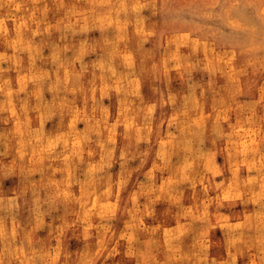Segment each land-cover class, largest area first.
<instances>
[{
	"label": "rangeland",
	"instance_id": "1",
	"mask_svg": "<svg viewBox=\"0 0 264 264\" xmlns=\"http://www.w3.org/2000/svg\"><path fill=\"white\" fill-rule=\"evenodd\" d=\"M0 4V182L23 172L35 187L6 198L2 264H65L78 248V264H264V0ZM218 197L228 218L212 216L205 247ZM107 216L110 238L93 227L77 243Z\"/></svg>",
	"mask_w": 264,
	"mask_h": 264
},
{
	"label": "clouds",
	"instance_id": "2",
	"mask_svg": "<svg viewBox=\"0 0 264 264\" xmlns=\"http://www.w3.org/2000/svg\"><path fill=\"white\" fill-rule=\"evenodd\" d=\"M0 7H2V4H0ZM5 178H7V177H5ZM93 183H94V181H93ZM110 187H109L108 193H107L109 195L111 194ZM30 191L35 192V187H34L33 181L31 180L30 176L26 175L23 172L19 174L17 181L14 184V186L9 188V189H5L3 187L2 182H0V212H3L5 210L4 205L6 203V198H8L7 203L14 205L18 199H22V198L26 199L27 194ZM233 198L235 199V194H234ZM217 200L219 201V203L217 204V211L215 212V214L206 213V215L203 217V219L205 221V227H204V231H203L204 246L205 247L208 246V233L214 227V225L211 223L212 216L215 215L218 222L221 220L226 222L227 218H228V214H224L220 211L221 208L225 207V205L223 203V198L218 197ZM205 201H206L205 209H207L209 201H208V197L206 194H205ZM111 207L114 209L116 207V205L113 204ZM232 207H235V205L233 204ZM231 214L239 215V214H235V213H231ZM112 219H113L112 216L102 217L101 218V220H102L101 225H92L90 222H86L85 227L88 228L89 231L85 232L83 234L82 238H77V243L82 244L85 248L89 247L92 244V240H93V237L91 236V232H90V230L93 227H96L98 233H100V235L98 237V242L103 241L105 237L110 238L109 234L111 233L112 229L108 228L107 231H104V227H105L104 221L105 220L111 221ZM69 227H74V225L66 224L64 226V228L62 229V231H66L67 228H69ZM3 235H4L3 218H0V239L3 238ZM9 235H10V238L15 239L14 236H11V234H9ZM79 252H80L79 248L74 250L73 252H67L65 264H78V261L69 260L68 257H71L72 255H75ZM0 264H2V261H0Z\"/></svg>",
	"mask_w": 264,
	"mask_h": 264
},
{
	"label": "bare ground",
	"instance_id": "3",
	"mask_svg": "<svg viewBox=\"0 0 264 264\" xmlns=\"http://www.w3.org/2000/svg\"><path fill=\"white\" fill-rule=\"evenodd\" d=\"M40 1H41V0H40ZM73 1H74V0H73ZM166 1H167V0H166ZM173 1H174V0H173ZM153 2H154V1H153ZM54 3H56V2H54ZM74 3H75V2H74ZM154 4H155V3H154ZM171 4H172V3H171ZM92 5H93V4H92ZM160 5H161V3H160ZM163 5H164V3H163ZM172 5H173V4H172ZM181 5H182V4H180V6H181ZM153 6H154V5H153ZM153 6H152V8H153ZM158 6H159V5H158ZM174 6H175V5H173V7H174ZM56 7H59V6H56ZM90 7H91V5H90ZM163 7H165V6H163ZM184 7H185V6H184ZM93 8H94V7H93ZM93 8H91V9H93ZM115 8H116V7H115ZM169 8H170V7H169ZM44 9H45V8H44ZM44 9H43V10H44ZM56 9H57V8H56ZM83 9H84V7H83ZM164 9H165V8H164ZM174 9H175V8H174ZM77 10H78V9H77ZM89 10H90V9H89ZM93 10H94V9H93ZM93 10H92V11H93ZM156 10H157V9H156ZM158 10H160V9H158ZM166 10H167V9H166ZM171 10H172V9H171ZM40 11H41V10H40ZM44 11L46 12V10H44ZM44 11H41V12H44ZM56 11H57V10H56ZM83 11H84V10H83ZM83 11H82V12H83ZM90 11H91V10H90ZM92 11H91V12H92ZM86 12H87V11H86ZM91 12H90V13H91ZM154 12H155V11H154ZM90 13H89V14H90ZM151 13H152V11H151ZM158 13H159V12H158ZM158 13H157V14H158ZM74 14H75V13H74ZM76 14H77V12H76ZM107 15H108V14H107ZM114 15H116V14H114ZM65 16H66V15H65ZM102 16H103V15H102ZM120 16H121V15H120ZM152 16H153V15H152ZM67 17H68V16H67ZM69 17H71V16H69ZM72 17H73V16H72ZM95 17H96V16H95ZM114 17H115V16H114ZM65 18H66V17H65ZM104 18H105V17H104ZM118 18H119V17H118ZM126 18H127V17H126ZM56 19H57V18H56ZM90 19H92V18H90ZM110 19H111V18H110ZM51 20H52V18H51ZM63 20H64V19H63ZM80 20H81V19H80ZM97 20H100V19L97 18ZM115 20H117V19H115ZM118 20H119V19H118ZM125 20H126V19H125ZM144 20H145V19H144ZM54 21H55V20H54ZM57 21H58V20H57ZM100 21H101V20H100ZM157 21H158V20H157ZM171 21H172V20H171ZM22 22H24V21L22 20ZM110 22H111V21H110ZM118 22H119V21H118ZM169 22H170V21H169ZM172 22H173V21H172ZM57 23H58V22H57ZM85 23H86V22H85ZM99 23H100V22H99ZM106 23H107V22H106ZM14 24H15V23H14ZM51 24H52V23H51ZM97 24H98V23H97ZM100 24H101V23H100ZM109 24H110V23H109V21H108V25H109ZM8 25H9V24H8ZM18 25H19V24H18ZM76 25H77V24H76ZM30 26H31V25H30ZM41 26H42V25H41ZM45 26H46V25H45ZM123 26H124V25H123ZM72 27H73V26H72ZM79 27H81V26H79ZM99 27H101V26L99 25ZM105 27H106V26H105ZM105 27H104V28H105ZM18 28H19V27H18ZM32 28H33V27H32ZM101 28H103V27H101ZM87 29H88V28H87ZM105 29H106V28H105ZM118 29H119V28H118ZM43 30H44V29H43ZM43 30H42V31H43ZM56 30H57V29H56ZM63 30H64V29H63ZM157 30H158V29H157ZM66 31H67V30H66ZM72 31H73V30H72ZM75 31H77V30H75ZM46 32H47V31H46ZM139 32H142V31L139 30ZM75 33H76V32H75ZM135 33H136V32H135ZM137 33H138V32H137ZM66 34H67V33H66ZM73 34H74V32H73ZM70 35H71V34H70ZM166 35H167V34H166ZM71 36H72V35H71ZM154 36H155V35H154ZM154 36H153V37H154ZM173 36H174V35H173ZM64 37H66V35H64ZM94 37H95V36H94ZM126 37H127V36H126ZM78 39H79V38H78ZM117 40H118V39H117ZM176 40H177V39H176ZM79 41H80V40H79ZM51 42H52V41H51ZM93 44H94V41H93ZM46 45H47V44H46ZM84 45H86V44H84ZM94 45H95V44H94ZM141 45H142V44H141ZM190 45H191V44H190ZM92 46H93V45H92ZM124 46H125V45H124ZM84 47H85V46H84ZM102 47H103V46H102ZM53 48H54V47H52V49H53ZM81 48H82V47H81ZM139 48H140V47H139ZM26 49H27V48H26ZM39 49H40V47H39ZM64 49H65V48H64ZM83 49H85V48H83ZM115 49H116V48H115ZM149 49H150V48H149ZM32 50H33V49H32ZM57 50H58V49H57ZM65 50H66V49H65ZM130 50H131V49H130ZM136 50H137V49H136ZM153 50H154V48H153ZM30 51H31V50H30ZM82 51H83V50H82ZM102 51H103V50H102ZM149 51H150V50H149ZM63 52H64V51H63ZM93 52H94V51H93ZM107 52H108V50H107ZM38 53H39V52H38ZM110 53H111V52H110ZM131 53H132V52H131ZM131 53H130V54H131ZM24 54H25V53H24ZM34 54H35V53H34ZM34 54H33V55H34ZM127 54H128V52H127ZM135 54H136V53H135ZM148 54H149V53H148ZM38 55H40V54H38ZM68 55H69V54H68ZM150 55H151V54H150ZM40 56H42V55H40ZM99 56H100V55H99ZM131 56H132V55H131ZM24 57H25V56H24ZM128 57H129V56H128ZM33 58H34V57H33ZM35 58H36V56H35ZM39 58H40V57H38V59H39ZM56 58H57V57H56ZM75 58H76V57H75ZM100 58H102V57H100ZM38 59H36V60L38 61ZM95 59H96V58H95ZM156 59H157V58H156ZM25 60H26V59H25ZM25 60H24V61H25ZM65 60H66V59H65ZM184 60H185V59H184ZM66 61H68V60H66ZM72 61H73V60H72ZM98 61H99V60H98ZM102 61H103V60H102ZM105 61H106V60H105ZM69 62H70V61H69ZM92 62H93V61H92ZM96 62H97V61H96ZM64 63H65V62H64ZM64 63H63V64H64ZM67 63H68V62H67ZM106 63H107V62H106ZM65 64H66V63H65ZM70 64H71V62H70ZM93 64H94V63H93ZM95 64H96V63H95ZM131 64H132V63H131ZM38 65H39V64H38ZM38 65H36V66H38ZM88 65H89V64H88ZM90 65H91V64H90ZM103 66H104V65H103ZM127 66H128V65H127ZM55 67H58V66H55ZM62 67H63V66H62ZM106 67H107V66H106ZM166 67H167V66H166ZM41 68H42V67H41ZM46 68H47V67H46ZM93 69H94V68H93ZM61 70H62V69H61ZM83 70H84V68H83ZM42 72H44V70H43ZM54 73H55V72H54ZM44 75H45V74H44ZM55 75H56V73H55L53 76H55ZM91 75H92V74H91ZM99 75H100V72H99ZM101 75H102V74H101ZM111 75H112V74H111ZM105 76H106V75H105ZM109 76H110V75H109ZM55 77H56V76H55ZM92 77H93V75H92ZM94 77H95V76H94ZM64 78H65V76H64ZM101 78H103V77H101ZM44 79H45V78H44ZM107 79H108V78H107ZM37 80H38V79H36V81H37ZM55 80H57V79H55ZM33 81L36 82L35 80H33ZM80 81H81V80H80ZM103 81H104V80H103ZM105 81H106V80H105ZM37 82L39 83L40 81H37ZM101 82H102V81H101ZM51 83H52V82H51ZM55 83H56V82H55ZM55 83H53V85H54ZM105 83H106V82H105ZM136 83H137V82H136ZM131 84H133V82H131ZM62 85H63V84H62ZM62 85H61V86H62ZM105 85H107V84H105ZM42 86H43V83H42ZM51 86H52V85H51ZM51 86H50V87H51ZM64 86H66V85H64ZM100 86H101V85H100ZM116 86H117V85H116ZM131 86H132V85H131ZM137 86H138V85H137ZM48 87H49V86H48ZM106 87H107V86H106ZM106 87H105V88H106ZM166 87H167V85H166ZM63 88H64V87H63ZM100 88H101V87H100ZM42 89H43V88H42ZM69 89H70V88H69ZM102 89H103V88H102ZM124 89H125V88H124ZM138 89H139V88H137V90H138ZM47 90H49V89H47ZM52 90H53V89H52ZM56 90H57V89H56ZM73 90H74V89H73ZM99 90H100V89H99ZM105 90H106V89H105ZM70 91H71V90H70ZM92 91H93V90H92ZM100 91H103V90H100ZM118 91H119V90H118ZM138 91H139V90H138ZM140 91H141V90H140ZM166 91H167V90H166ZM41 92H42V90H41ZM58 92H59V91H58ZM72 92H73V91H72ZM116 92H117V91H116ZM49 93H50V92H49ZM54 93H55V92H54ZM59 93H60V92H59ZM99 93H101V92H99ZM122 93H123V92H122ZM128 93H129V92H128ZM165 93H166V92H165ZM50 94H51V93H50ZM74 94H75V93H74ZM83 94H84V93H83ZM106 94H107V92H106ZM115 94H116V93H115ZM138 94H139V92H138ZM43 95H44V94H43ZM60 95H61V94H60ZM107 95H108V94H107ZM112 95H113V94H112ZM122 95H124V94H122ZM74 96H75V95H74ZM84 96H85V95H84ZM100 96H101V95H100ZM161 96H162V95H161ZM42 97H43V96H42ZM56 97H57V96H56ZM94 97H95V95H94ZM103 97H104V96H103ZM121 97H122V96H121ZM154 97H155V96H154ZM168 97H170V96H168ZM37 98H38V97H37ZM58 98H59V97H58ZM63 98H64V97H63ZM71 98H72V96H71ZM122 98H123V97H122ZM170 98H171V97H170ZM41 99H42V98H41ZM43 99H44V97H43ZM45 99H46V98H45ZM64 99H65V98H64ZM37 100H38V99H37ZM52 100H53V98H52ZM52 100H51V101H52ZM58 100H59V99H58ZM167 100H168V99H167ZM72 101H73V100H72ZM147 101H148V100H147ZM169 101H170V100H169ZM55 102H56V101H55ZM59 102H60V101H59ZM64 102H65V101H64ZM74 102H75V101H74ZM77 102H78V100H77ZM83 103H84V102H83ZM99 103H100V101H99ZM110 103H111V102H110ZM131 103H132V102H131ZM42 104H43V103H42ZM42 104H41V105H42ZM64 104H65V103H64ZM164 104H165V103H164ZM43 105H44V104H43ZM100 105H101V103H100ZM150 105H151V104H150ZM52 106H53V105H52ZM74 106H75V105H74ZM82 106H83V105H82ZM54 107H55V106H54ZM54 107H52V108H54ZM111 107H112V106H111ZM83 108H84V107H83ZM104 108H105V107H104ZM117 108H118V107H117ZM146 108H147V107H146ZM85 109H86V108H85ZM89 109H90V108H89ZM96 109H97V108H96ZM100 109H101V108H100ZM74 110H75V109H74ZM98 110H99V109H98ZM109 110H110V109H109ZM76 111H77V109H76ZM82 111H84V110H82ZM113 111H114V110H113ZM149 111H151V110H149ZM38 112H40V111H38ZM56 112H57V111H56ZM87 113H88V112H87ZM101 113H102V111H101ZM85 114H86V113H85ZM105 114H106V113H105ZM105 114H104V115H105ZM42 115H43V114H42ZM42 115H41V116H42ZM28 116H29V115H28ZM50 116H51V115H50ZM75 116H77V115H75ZM113 116H114V115H113ZM38 117H40V116H38ZM55 117H56V116H55ZM85 117H86V116H85ZM143 117H144V116H143ZM59 118H60V117H59ZM77 118H78V117H77ZM88 118H89V117H88ZM109 118H110V117H109ZM144 118H145V117H144ZM148 118H150V117H148ZM151 118H152V117H151ZM151 118H150V119H151ZM53 119H54V117H53ZM75 119H76V118H75ZM86 119H87V118H86ZM99 119H100V118H99ZM80 120H81V119H80ZM93 120H94V119H93ZM96 120H97V119H96ZM104 120H105V119H104ZM129 120H130V119H129ZM167 120H168V119H167ZM175 120H176V119H175ZM63 121H64V120H63ZM105 121H106V120H105ZM105 121H104V122H105ZM163 121H164V120H163ZM168 121H169V120H168ZM172 121H173V120H172ZM25 122H26V121H25ZM56 122H57V121H56ZM84 122H85V121H84ZM194 122H195V121H194ZM98 123H99V122H98ZM114 123L116 124V122H114ZM114 123H113V124H114ZM150 123H151V121H150ZM154 123H155V122H154ZM167 123H168V122H167ZM169 123H171V122H169ZM173 123H174V122H173ZM58 124H59V122H58ZM96 124H97V123H96ZM113 124H112V125H113ZM124 124H125V123H124ZM85 125H86V124H85ZM87 125H88V124H87ZM57 126H58V125H57ZM83 126H84V125H83ZM96 126H97V125H96ZM108 126H109V125H108ZM113 126H114V125H113ZM125 126H127V125H125ZM130 126H131V125H130ZM146 126H147V125H146ZM174 126H175V125H174ZM28 127H29V126H28ZM93 127H94V123H93ZM159 127H160V126H159ZM172 127H173V126H172ZM24 128H25V127H24ZM26 128H27V127H26ZM89 128H91V127H89ZM89 128H88V129H89ZM98 128H99V127H98ZM111 128H112V127H111ZM124 128H125V127H124ZM136 128H137V127H136ZM30 129H31V128H30ZM54 129H55V128H54ZM58 129H59V128H58ZM67 129H68V128H67ZM88 129L85 130V131H86V132L89 131ZM92 129H93V128H92ZM92 129H91V131H92ZM113 129H115V128H113ZM138 129H140V128H138ZM15 130H16V129H15ZM25 130H26V129H25ZM37 130H39V129H37ZM37 130H36V131H37ZM75 130H76V129H75ZM80 130H81V129H80ZM82 130H84L83 127H82ZM125 130H126V128H125ZM125 130H124V131H125ZM140 130H141V129H140ZM178 130H179V129H178ZM181 130H182V129H181ZM60 131H61V128H60ZM76 131H77V130H76ZM112 131H113V130H112ZM22 132H24V131H22ZM31 132H32V131H31ZM38 132H39V131H38ZM43 132H44V131H43ZM63 132H64V131H63ZM65 132H66V131H65ZM67 132H68V131H67ZM170 132H171V131H170ZM172 132H173V131H172ZM179 132H180V131H179ZM35 133H36V132H35ZM41 133H42V132H41ZM57 133H58V132H57ZM57 133H56V134H57ZM61 133H62V132H61ZM90 133H91V132H90ZM98 133H99V132H98ZM147 133H148V132H147ZM173 133H174V132H173ZM36 134H37V133H36ZM85 134H86V133H85ZM91 134H92V133H91ZM140 134H141V133H140ZM140 134H139V135H140ZM25 135H26V134H25ZM69 135H70V133H69ZM74 135H75V134H74ZM29 136H31V135H29ZM38 136H40V135H38ZM88 136H89V135H88ZM170 136H171V135H170ZM173 136H174V135H173ZM24 137H25V136H24ZM44 137H45V136H44ZM76 137H77V136H76ZM18 138H19V137H18ZM55 138H56V137H55ZM69 138H70V137H69ZM78 138H79V137H78ZM88 138H89V137H88ZM103 138H104V137H103ZM27 139H28V138H27ZM43 139H44V138H43ZM43 139H42V140H43ZM59 139H60V138H59ZM61 139H62V137H61ZM79 139H80V138H79ZM191 139H192V138H191ZM42 140H41V141H42ZM62 140H63V139H62ZM152 140H153V139H152ZM176 140H177V139H176ZM182 140H183V139H182ZM22 141H23V140H22ZM101 141H102V140H101ZM192 141H193V140H192ZM29 142H30V141H29ZM34 142H35V141H34ZM61 142H63V141H61ZM80 142H81V141H80ZM82 142H85V141H82ZM160 142H161V141H160ZM162 142H163V141H162ZM177 142H179V141H177ZM73 143H74V142H73ZM102 143H103V142H102ZM180 143H181V142H180ZM183 143H184V142H183ZM22 144H23V143H22ZM22 144H21V145H22ZM25 144H26V143H25ZM25 144H23V145H25ZM36 144H37V143H36ZM61 144H62V143H61ZM114 144H115V143H114ZM161 144H164V143H161ZM174 144H175V143H174ZM177 144H178V143H177ZM34 145H35V144H34ZM38 145H39V144H38ZM67 145H68V144H66V146H67ZM72 145H73V144H72ZM62 146H64V145H62ZM158 146H159V145H158ZM163 146H164V145H163ZM163 146H162V147H163ZM177 146H178V145H177ZM36 147H37V146H36ZM36 147H35V148H36ZM100 147H101L100 149H102V146H101V145H100ZM186 147H187V146H186ZM22 148H23V147H22ZM25 148H26V147H25ZM25 148H24V149H25ZM29 148H30V147H29ZM35 148H34V149H35ZM42 148H43V147H42ZM42 148H40V149H42ZM66 148H67V147H66ZM150 148H151V147H150ZM156 148H157V147H156ZM159 148H160V147H158V149H159ZM164 148H165V146H164ZM174 148L176 149V147H174ZM31 149H32V148H31ZM61 149H62V148H61ZM106 149H107V148H106ZM160 149H162V148H160ZM192 149H193V148H192ZM194 149H195V148H194ZM85 150H86V149H85ZM162 150H163V149H162ZM18 151H19V150H18ZM18 151H16V152H18ZM32 151H33V150H31V152H32ZM43 151H44V150H43ZM110 151H112V150H110ZM165 151H166V150H165ZM35 152H36V150H35ZM35 152H34V153H35ZM106 152H107V151H106ZM158 152H159V150H158ZM0 153H1V152H0ZM20 153H21V152H20ZM52 153H53V152H52ZM60 153H61V152H60ZM113 153H114V152H113ZM146 153H147V151H146ZM155 153H156V152H155ZM1 154H2V153H1ZM32 154H33V153H32ZM105 154H106V153H105ZM120 154H121V153H120ZM138 154H139V153H138ZM152 154H153V153H152ZM162 154H164V153L162 152ZM168 154H169V153H168ZM179 154H180V153H179ZM60 155H61V154H60ZM159 155L161 156V154H159ZM169 155H170V154H169ZM169 155H168V156H169ZM212 155H213V154H212ZM40 156H41V155H40ZM40 156H39V157H40ZM64 156H65V155H64ZM151 156H152V155H151ZM156 156H158V154H156ZM160 156H159V158L162 157V156H161V157H160ZM181 156H182V155H181ZM18 157H19V156H18ZM18 157H17V158H18ZM28 157H29V156H28ZM28 157H27V158H28ZM49 158H50V157H49ZM51 158H52V157H51ZM100 158H101V157H100ZM144 158H145V157H144ZM168 158H169V157H168ZM188 158H189V157H188ZM29 159H30V158H29ZM39 159H40V158H39ZM42 159H43V158H42ZM130 159H131V157H130ZM207 159H208V158H207ZM82 160H83V159H82ZM84 160H85V159H84ZM166 160H167V159H166ZM188 160H189V159H188ZM201 160H202V159H201ZM201 160H200V162H201ZM23 161H24V159H23ZM108 161H109V160H108ZM111 161H112V160H111ZM172 161H173V160H172ZM179 161H180V158H179ZM189 161H190V160H189ZM214 161H215V160H214ZM38 162H41V161H38ZM78 162H79V161H78ZM87 162H88V161H87ZM105 162H106V161H105ZM200 162H199V163H200ZM233 162H235V161H233ZM24 163H25V162H24ZM97 163H98V162H97ZM180 164H181V163H180ZM8 165H9V164H8ZM8 165H7V166H8ZM41 165H42V164H41ZM74 165H75V164H74ZM94 165H95V164H94ZM111 165H112V164H111ZM23 166H24V165H23ZM51 166H52V165H51ZM81 166H82V165H81ZM98 166H99V165H98ZM238 166H239V165H238ZM10 167H11V166H10ZM41 167H42V166H41ZM91 167L93 168V165H92ZM215 167H216V166H215ZM25 168H26V167H25ZM92 168H91V169H92ZM96 168H97V167H96ZM99 168H100V167H99ZM139 168H140V167H139ZM139 168H138V169H139ZM178 168H179V167H178ZM10 169H11V168H10ZM10 169H9V171H10ZM40 169H41V168H40ZM82 169H83V168H82ZM7 170H8V168H7ZM120 170H121V169H120ZM39 171H40V170H39ZM39 171H38V172H39ZM41 171H42V170H41ZM92 171H93V170H92ZM179 171H180V170H179ZM88 172H90V170H88ZM95 172H96V171H95ZM95 172H94V173H95ZM97 172H98V171H97ZM116 172H117V171H116ZM137 172H138V171H137ZM232 172H233V171H232ZM1 173H3V172H1ZM8 173H9V172H8ZM26 173H27V172H26ZM28 173H29V172H28ZM31 173H32V172H31ZM31 173H30V174H31ZM33 173H34V172H33ZM43 173H44V172H43ZM90 173H91V172H90ZM90 173H89V174H90ZM92 173H93V172H92ZM159 173H160V172H159ZM3 174L5 175V173H3ZM114 174H115V173H114ZM132 174H133V173H132ZM26 175H27V174H26ZM28 175H29V174H28ZM95 175H96V174H95ZM95 175H94V176H95ZM98 175H99V174H98ZM135 175H136V173H135ZM172 175H173V174H172ZM88 176H89V175H88ZM107 176H108V175H106L105 177H107ZM115 176H116V175H115ZM189 176H190V175H189ZM5 177H6V176H5ZM61 177H62V176H61ZM112 177H113V176H112ZM133 177H134V176H133ZM151 177H152V176H151ZM155 177H156V175H155ZM90 178H91V177H90ZM98 178H99V176H98ZM101 178H102V177H101ZM189 178H190V177H189ZM84 179H85V178H84ZM84 179H83V180H84ZM113 179H114V178H113ZM116 179H117V178H116ZM132 179H133V178H132ZM38 180H39V179H38ZM58 180H59V179H58ZM83 180H82V181H83ZM88 180H91V179H88ZM88 180H87V181H88ZM208 180H209V179H208ZM32 181H33V179H32ZM84 181H85V180H84ZM113 181H114V180H113ZM184 181H185V180H184ZM189 181H190V180H189ZM56 183H57V182H56ZM121 183H122V182H121ZM119 184H120V181H119ZM112 185H113V184H112ZM117 185H118V183H117ZM179 185H180V184H179ZM188 185H189V184H188ZM206 185H207V184H206ZM120 186H121V185H120ZM122 186H123V184H122ZM46 187H47V186H46ZM72 187H73V186H72ZM77 187H78V186H77ZM184 187H185V186H184ZM187 187H188V186H187ZM190 187H191V186H190ZM190 187H189V188H190ZM192 187H193V186H192ZM80 188H81V186H80ZM91 188H92V186H91ZM115 188H116V187H115ZM118 188H119V187H118ZM134 188H135V187H134ZM136 188H137V186H136ZM160 188H161V186H160ZM181 188H182V187H181ZM72 189H73V188H72ZM74 189H75V188H74ZM74 189H73V190H74ZM77 189H78V188H77ZM36 190H37V189H36ZM106 190H107V189H106ZM106 190H105V191H106ZM122 190H123V189H122ZM175 190H176V189H175ZM179 190H180V189H179ZM192 190H193V188H192ZM255 190H256V189H255ZM44 191H45V190H44ZM157 191H158V190H157ZM159 191H161V190H159ZM253 191H254V190H253ZM73 192H74V191H73ZM77 192H78V190H77ZM79 192H81V191H79ZM31 193H32V192H31ZM37 193H38V192H37ZM44 193H45V192H44ZM74 193H75V192H74ZM91 193H92V192H91ZM82 194H83V193H82ZM251 194H252V191H251ZM258 194H259V193H258ZM262 194H263V193H262ZM28 195H29V194H28ZM32 195H33V193H32ZM54 195H55V194H54ZM78 195H79V194H78ZM83 195H84V194H83ZM86 195H87V194H86ZM116 195H117V194H116ZM256 195H257V193H256ZM35 196H36V195H35ZM46 196H47V195H46ZM74 196H75V195H74ZM80 196H81V194H80ZM112 196H113V195H112ZM260 196H261V195H260ZM263 196H264V195H263ZM43 197H45V196H43ZM77 197H78V196H77ZM89 197H90V196H89ZM115 197H116V196H115ZM41 199H42V198H41ZM52 199L54 200L55 198L53 197ZM79 200H80V199H79ZM42 201H43V200H42ZM42 201H41V202H42ZM44 201H45V199H44ZM56 201H57V200H56ZM83 202H85V201H83ZM109 203H110V202H108V204H109ZM102 204H103V203H102ZM106 204H107V203H106ZM106 204H105V205H106ZM5 205H6V204H5ZM21 205H22V204H21ZM55 205H56V204H55ZM171 205H172V204H171ZM36 206H37V205H36ZM91 206H92V205H91ZM7 207H8V206H7ZM7 207H6V208H7ZM9 207H11V205H10ZM66 207H67V206H66ZM92 207H93V206H92ZM92 207H91V208H92ZM102 207H103V209H104V206H102ZM102 207L100 206L101 209H102ZM105 207H106V206H105ZM156 207H157V206H156ZM168 207H169V206H168ZM261 207H262V206H261ZM28 208H29V207H28ZM30 208L32 209V207H30ZM48 208H50V207H48ZM56 208H57V206H56ZM116 208H117V207H116ZM8 209H9V208H8ZM22 209H23V208H22ZM45 209H47V208H45ZM60 209H61V208H60ZM64 209H65V208H64ZM106 209H107V207H106ZM172 209H173V208H172ZM39 210H40V209H39ZM169 210H170V209H169ZM180 210H181V209H180ZM7 211H8V210H7ZM32 211H33V210H32ZM32 211H31V213H33ZM45 211H46V210H45ZM53 211H54V210H53ZM61 211H62V210H61ZM69 211H70V210H69ZM99 211H100V210H99ZM105 211H106V210H105ZM181 211H182V210H181ZM185 211H186V210H185ZM252 211H253V210H252ZM14 212H15V211H14ZM36 212H38V211H36ZM39 212H40V211H39ZM56 212H57V211H56ZM86 212H87V211H86ZM90 212H91V211H90ZM92 212H93V211H92ZM100 212H101V211H100ZM166 212H167V211H166ZM9 213H10V212H9ZM48 213H49V211H48ZM110 213H111V212H110ZM112 213H113V212H112ZM123 213H124V212H123ZM171 213H172V212H171ZM256 213H257V211H256ZM36 214H37V213H36ZM50 214H51V213H50ZM57 214H58V213H57ZM164 214H165V212H164ZM184 214H186V213H184ZM262 214H263V213H262ZM11 215H12V214H11ZM31 215H32V214H31ZM96 215H98V211H97V214H96ZM109 215H110V214H109ZM254 215H255V214H254ZM260 215H261V214H260ZM71 216H72V215H71ZM77 216H79V215H77ZM90 216H91V215H90ZM93 216H94V215H93ZM2 217H3V216H2ZM11 217H12V216H11ZM25 217H26V216H25ZM32 217H33V216H32ZM39 217H41V216H39ZM57 217H58V216H57ZM253 217H254V216H253ZM37 218H38V217H37ZM54 218H55V217H54ZM67 218H68V217H67ZM87 218H88V217H87ZM93 218H94V217H93ZM98 218H99V216H98ZM157 218H158V217H157ZM11 219H12V218H11ZM35 219H36V218H35ZM239 219H240V218H239ZM87 220H88V219H87ZM4 221H5V220H4ZM4 221H3V222H4ZM69 222H70V221H69ZM9 223H10V222H9ZM35 223H36V222H35ZM4 224H5V223H4ZM4 224H3V225H4ZM42 224H43V223H42ZM181 224H182V223H181ZM233 224L235 225V223H233ZM57 225H58V224H57ZM80 225H81V224H80ZM106 225H107V224H106ZM108 225H109V224H108ZM183 225H184V223H183ZM25 226H26V225H25ZM55 226H56V225H55ZM121 226H122V224H121ZM128 226H129V225H128ZM178 226L181 228V225H178ZM4 227H6V225H5ZM40 227H41V226H40ZM137 227H138V226H137ZM172 227H173V226H172ZM182 227H183V226H182ZM33 228H34V227H33ZM122 228H124V227H122ZM133 228H134V227H133ZM133 228H132V229H133ZM139 228H140V226H139ZM185 228H187V227H185ZM189 228H191V227H189ZM26 229H27V227H26ZM42 229H43V227H42ZM56 229H58V228H56ZM56 229H55V230H56ZM28 230H29V229H28ZM47 230H48V229H47ZM114 230H115V229H114ZM117 230H118V229H117ZM124 230H125V229H124ZM133 230H134V229H133ZM3 231H5V230H3ZM10 231H11V229H10ZM42 231H43V230H42ZM67 231H68V230H67ZM85 231H87V230H85ZM90 231H91V230H90ZM181 231H182V230H181ZM189 231H190V230H189ZM201 232H202V231H201ZM40 233H41V232H40ZM96 233H97V232H96ZM111 233H112V232H111ZM113 233H114V232H113ZM136 233H137V232H136ZM4 234H5V233H4ZM26 234H27V233H26ZM123 234H124V233H123ZM123 234H121V236H123ZM127 234H128V233H127ZM127 234H126V236H127ZM133 234H134V232H133ZM131 235H132V234H131ZM184 235H186V234H184ZM190 235H191V234H190ZM12 236H13V235H12ZM129 236H130V234H129ZM175 236H176V235H175ZM193 236H195V235H193ZM29 237H30V236H29ZM111 237H112V236H111ZM189 237H190V236H189ZM124 238H125V237H124ZM133 238H134V236H133ZM166 238H167V237H166ZM190 238H191V237H190ZM28 239H29V238H28ZM134 239H135V238H134ZM170 239H171V238H170ZM20 240H21V239H20ZM52 240H53V239H52ZM58 240H59V239H58ZM13 241H14V240H13ZM168 241H169V240H168ZM7 242H9V241H7ZM92 242H93V241H92ZM97 242H98V241H97ZM13 243H14V242H13ZM105 243H106V242H105ZM163 243H164V242H163ZM174 243H175V241H174ZM10 244H11V243H10ZM3 245H4V244H3ZM46 245H47V244H46ZM127 245H128V244H127ZM172 245H173V244H172ZM4 246H5V245H4ZM6 246H7V245H6ZM170 246H171V245H170ZM193 246H194V245H193ZM22 247H23V246H22ZM40 247H41V245H40ZM4 248H5V247H4ZM10 248H11V247H9V249H7V250L9 251ZM55 248H57V247H55ZM58 248H60V247H58ZM5 249H6V248H5ZM46 249H47V248H46ZM170 249H171V248H170ZM131 250H132V249H131ZM194 250H195V249H194ZM42 251H44V250H42ZM55 251H56V250H55ZM107 251H109V250H107ZM1 252H2V251H1ZM57 252H59V251H57ZM101 252H102V251H101ZM134 252H135V251H134ZM80 253H81V252H80ZM130 253H131V252H130ZM136 253H137V252H136ZM40 254H41V253H40ZM65 254H66V253H65ZM81 254H82V253H81ZM138 254H139V253H138ZM194 254H195V253H194ZM41 255H42V254H41ZM79 255H80V254H79ZM183 255H184V254H183ZM36 256H37V255H36ZM56 256H57V255H56ZM65 256H66V255H65ZM131 256H132V255H131ZM178 256H179V255H178ZM185 256H186V254H185ZM230 256H231V255H230ZM1 257H2V256H1ZM11 257H12V256H11ZM94 257H95V256H94ZM189 257H190V255H189ZM228 257H229V256H228ZM231 257H232V256H231ZM8 258H9V257H8ZM34 258H35V257H34ZM74 258H75V257H74ZM97 258H98V257H97ZM82 259H83V258H82ZM226 259H227V258H226ZM226 259H225V260H226ZM96 260H97V259H96ZM231 260H232V259H231ZM85 261H86V260H85ZM22 262H23V261H22ZM22 262H21V263H22ZM229 262H230V261H229ZM232 262H233V261H232ZM7 263H8V262H7ZM47 263H48V261H47ZM227 263H228V261H227ZM45 264H46V262H45ZM99 264H100V263H99ZM156 264H157V263H156Z\"/></svg>",
	"mask_w": 264,
	"mask_h": 264
}]
</instances>
